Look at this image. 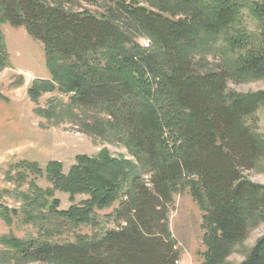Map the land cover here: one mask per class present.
Wrapping results in <instances>:
<instances>
[{
  "label": "trees",
  "instance_id": "16d2710c",
  "mask_svg": "<svg viewBox=\"0 0 264 264\" xmlns=\"http://www.w3.org/2000/svg\"><path fill=\"white\" fill-rule=\"evenodd\" d=\"M70 1L0 0V69L9 59L2 25H24L44 43L50 73L33 82L30 96L68 95V105L110 127L134 160L103 149L77 155L67 173L57 160L44 168L15 164L22 180L47 173L54 188L31 181L21 193L25 204H0L9 228L31 229L2 235L0 244L19 263L175 264L169 212L174 194L189 188L203 210L206 250L199 264H231L236 246L264 222V184L243 175L264 155V132L252 122L264 90L227 87L230 78L264 77V0H152L159 9L104 0V13L75 11ZM248 17L258 22L256 30ZM215 52L230 54V63L196 67L194 56ZM50 102L36 112L55 115ZM55 189L74 202L77 194L89 197L61 209ZM117 202L108 215L117 226L105 227L98 210ZM88 225L102 232H82ZM239 264H264V235Z\"/></svg>",
  "mask_w": 264,
  "mask_h": 264
},
{
  "label": "rangeland",
  "instance_id": "374dc122",
  "mask_svg": "<svg viewBox=\"0 0 264 264\" xmlns=\"http://www.w3.org/2000/svg\"><path fill=\"white\" fill-rule=\"evenodd\" d=\"M53 1V0H47ZM140 4L159 9L158 3L152 0H136ZM67 7L75 11H90L91 13L106 12L107 3L104 0H71ZM247 25L256 30L258 22L247 18ZM5 36L9 59L6 67L0 69V204L11 208H19L22 203L21 193L25 192L31 181L42 189H52L54 184L47 173L29 175L21 179L20 169L15 164L27 160L37 162L45 167L50 161L57 160L63 165L65 173L76 162L79 154L95 155L107 149L116 157H126L134 160L127 147L115 137L110 127L101 128L94 123L92 112L84 113L80 107L70 106L69 96L60 92L43 93L36 101L29 94V89L37 79L49 78L46 64L44 43L32 36L24 25L14 26L5 23L1 27ZM142 46L150 48L151 41L147 37H134ZM196 67L206 70L223 67L230 63V54L215 52L201 58L193 57ZM206 60L207 63H204ZM229 90L248 94L264 90V77L247 80L228 79ZM54 99L57 104L56 113L46 116L36 112L37 107L48 108ZM103 119L106 113H100ZM105 120V121H106ZM252 122L256 123L258 131L264 132V106L258 109ZM151 175V174H149ZM149 175L147 176L149 178ZM243 175L250 180L264 184V155L256 160V164L243 170ZM54 196L61 201V209H68L73 203H80L89 197L88 194H77L75 202L69 192L54 190ZM118 202L109 208L98 210L102 216L103 225L116 227L114 220L108 215L118 206ZM203 210L194 199L189 188L174 194L169 212V225L177 240L179 257L175 264H199L204 260L206 247L203 243L204 228ZM22 228H9L0 218V236L15 233L24 236ZM82 232L88 234L100 233V228L84 226ZM264 235V222L249 230L244 241L236 246L228 257L231 264L242 262L256 241ZM0 264H51L40 261L19 263L10 257L0 244Z\"/></svg>",
  "mask_w": 264,
  "mask_h": 264
}]
</instances>
